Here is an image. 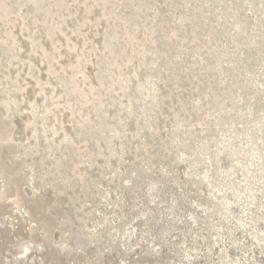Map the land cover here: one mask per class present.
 I'll return each mask as SVG.
<instances>
[{
  "label": "rangeland",
  "instance_id": "1",
  "mask_svg": "<svg viewBox=\"0 0 264 264\" xmlns=\"http://www.w3.org/2000/svg\"><path fill=\"white\" fill-rule=\"evenodd\" d=\"M0 264H264V0H0Z\"/></svg>",
  "mask_w": 264,
  "mask_h": 264
}]
</instances>
